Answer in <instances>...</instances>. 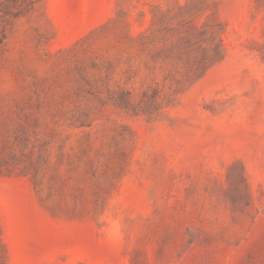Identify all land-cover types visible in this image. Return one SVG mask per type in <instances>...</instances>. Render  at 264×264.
I'll return each mask as SVG.
<instances>
[{
    "label": "rangeland",
    "instance_id": "1",
    "mask_svg": "<svg viewBox=\"0 0 264 264\" xmlns=\"http://www.w3.org/2000/svg\"><path fill=\"white\" fill-rule=\"evenodd\" d=\"M0 264H264V0H0Z\"/></svg>",
    "mask_w": 264,
    "mask_h": 264
}]
</instances>
